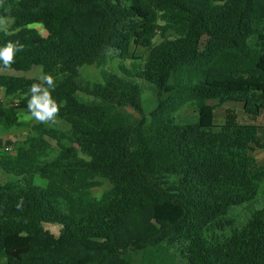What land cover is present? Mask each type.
I'll list each match as a JSON object with an SVG mask.
<instances>
[{
    "label": "trees",
    "instance_id": "obj_1",
    "mask_svg": "<svg viewBox=\"0 0 264 264\" xmlns=\"http://www.w3.org/2000/svg\"><path fill=\"white\" fill-rule=\"evenodd\" d=\"M0 17L15 33L0 31V46L25 45L10 67L0 61V90L18 96L0 102V130L27 132L0 139L4 264H137L133 253L141 264H264V208L239 228L231 216L264 183V127L234 114L216 124L227 104L264 117V0H0ZM107 59L125 64L88 100L81 70ZM34 67L55 79V124L30 119Z\"/></svg>",
    "mask_w": 264,
    "mask_h": 264
},
{
    "label": "rangeland",
    "instance_id": "obj_2",
    "mask_svg": "<svg viewBox=\"0 0 264 264\" xmlns=\"http://www.w3.org/2000/svg\"><path fill=\"white\" fill-rule=\"evenodd\" d=\"M7 21L6 27L7 29H10L11 27V21ZM34 28H36L42 36L46 37L48 34L46 30L43 28L41 25H34ZM161 41V39L158 37L155 40V43L158 44ZM148 51L144 49H137L134 52L135 57L137 58H142L146 59L148 56ZM125 64L124 62L118 60V59H107L106 64L103 67L98 66L97 64L92 65V66H87L81 70V74L79 77V84L81 88L84 91L83 96L88 99V100H93V91L96 85L103 84V72L104 71H110L114 73H120L119 67L121 65ZM129 64V63H128ZM5 73H12L16 75H21L20 73L17 72H8L6 71ZM41 74V68L40 67H34L31 71L27 72L25 75H27L30 78H37ZM18 96H10V97H5V93L3 90H0V102H7V103H12L15 102L18 98ZM144 100H146L149 104L153 100V94L146 90L144 94ZM215 102H211V104H214ZM125 112L130 115L132 118H137L138 114L131 108H126ZM229 114H234L238 121L240 123H255L258 124L259 126L264 127V117L259 118L257 121H252L250 120L244 113L242 108L237 105V104H227L225 106L219 107L216 111V124L220 125L223 124L226 121V117ZM181 116L184 119L187 120H194L195 119V113L191 108H186ZM31 121H33L34 124H38L35 119L31 118ZM68 125L65 122L60 121L59 122V127H61L63 130L66 132L68 131ZM11 133H15L17 137L20 138V140H23L25 138V135L27 134L26 129L24 128H16L10 131ZM19 140V141H20ZM53 144H55L53 142ZM254 156L256 160L258 161L259 164H264V150H257L254 153ZM7 178L5 176L0 175V183L6 181ZM104 185L97 189L96 191V197L100 198L103 196V194L109 190L110 188V183L108 181L103 180ZM264 208V183L260 186L259 194L257 199L248 204H244L242 206L234 207L232 209L231 216L236 219V227L239 228L242 226L245 221L251 216V214L257 210H261ZM54 227V226H53ZM56 227V226H55ZM52 231H56L55 228H50ZM154 251V250H153ZM171 255L174 254L173 251L170 252ZM135 262L137 264H141L142 261L144 260L145 253H138V254H132L131 255ZM155 260L158 261V264H171L170 259L163 255L162 257L157 256L155 257ZM149 264H153V261L148 260ZM0 264H4V261L0 260ZM175 264H181L179 259L176 258Z\"/></svg>",
    "mask_w": 264,
    "mask_h": 264
},
{
    "label": "clouds",
    "instance_id": "obj_3",
    "mask_svg": "<svg viewBox=\"0 0 264 264\" xmlns=\"http://www.w3.org/2000/svg\"><path fill=\"white\" fill-rule=\"evenodd\" d=\"M7 21L0 17V31L8 33L6 27ZM13 35L15 33H8ZM25 45L19 40L9 39L3 46H0V61L5 67H10L15 63L17 53L24 51ZM39 83H33L29 88L30 96L27 99V110L31 118L42 124H55L59 115L60 104L52 97V91L55 90V79L45 73L41 67V74L37 77ZM22 204V201H21ZM20 207V204L17 205Z\"/></svg>",
    "mask_w": 264,
    "mask_h": 264
},
{
    "label": "crops",
    "instance_id": "obj_4",
    "mask_svg": "<svg viewBox=\"0 0 264 264\" xmlns=\"http://www.w3.org/2000/svg\"><path fill=\"white\" fill-rule=\"evenodd\" d=\"M0 139H3L4 141H14V142L20 140V138L17 137L15 133H11V132L5 133L2 130H0Z\"/></svg>",
    "mask_w": 264,
    "mask_h": 264
}]
</instances>
